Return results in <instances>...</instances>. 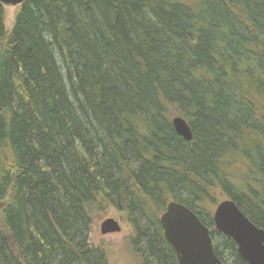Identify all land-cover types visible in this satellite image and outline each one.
<instances>
[{
	"label": "trees",
	"instance_id": "1",
	"mask_svg": "<svg viewBox=\"0 0 264 264\" xmlns=\"http://www.w3.org/2000/svg\"><path fill=\"white\" fill-rule=\"evenodd\" d=\"M217 190L264 231V0H26L9 31L0 5V264H109L88 240L107 208L140 264H177L171 201L247 264Z\"/></svg>",
	"mask_w": 264,
	"mask_h": 264
},
{
	"label": "water",
	"instance_id": "2",
	"mask_svg": "<svg viewBox=\"0 0 264 264\" xmlns=\"http://www.w3.org/2000/svg\"><path fill=\"white\" fill-rule=\"evenodd\" d=\"M26 0H0L4 7H20ZM174 132L186 142L192 140L191 131L181 117L171 121ZM214 229L217 233L231 239L238 256L247 264H264V231L254 226L227 199L217 204L212 214ZM159 223L163 238L173 249L177 264H219L215 256L210 231L198 217L184 205L171 201L166 204ZM119 223L106 219L100 225L102 236L120 233Z\"/></svg>",
	"mask_w": 264,
	"mask_h": 264
},
{
	"label": "rangeland",
	"instance_id": "3",
	"mask_svg": "<svg viewBox=\"0 0 264 264\" xmlns=\"http://www.w3.org/2000/svg\"><path fill=\"white\" fill-rule=\"evenodd\" d=\"M4 25L9 31L12 27L18 7H4ZM176 116V115H174ZM215 205L208 202L206 209L210 212V218L218 203L226 200L220 195L219 190L213 193ZM114 219L119 223L120 233L102 236L100 234V225L106 219ZM2 222V208L0 207V223ZM133 235L130 225L126 222L124 214L117 212L113 208L94 211L91 214V226L88 233L89 243L93 247L102 249L108 258L109 264H140V260L133 249L130 247V238Z\"/></svg>",
	"mask_w": 264,
	"mask_h": 264
}]
</instances>
